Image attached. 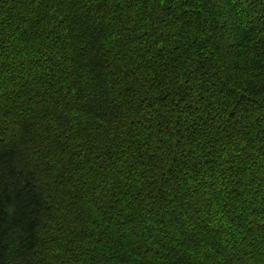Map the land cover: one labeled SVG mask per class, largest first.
<instances>
[{"label": "trees", "instance_id": "1", "mask_svg": "<svg viewBox=\"0 0 264 264\" xmlns=\"http://www.w3.org/2000/svg\"><path fill=\"white\" fill-rule=\"evenodd\" d=\"M0 264H264V0H0Z\"/></svg>", "mask_w": 264, "mask_h": 264}]
</instances>
